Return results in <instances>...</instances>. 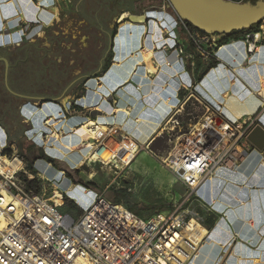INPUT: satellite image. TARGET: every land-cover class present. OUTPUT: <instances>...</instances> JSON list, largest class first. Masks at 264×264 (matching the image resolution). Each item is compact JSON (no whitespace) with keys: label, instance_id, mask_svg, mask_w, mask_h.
<instances>
[{"label":"crops","instance_id":"0c3cea01","mask_svg":"<svg viewBox=\"0 0 264 264\" xmlns=\"http://www.w3.org/2000/svg\"><path fill=\"white\" fill-rule=\"evenodd\" d=\"M60 11L80 17L78 32L84 38V48L68 63L85 72L75 107L79 113H87V120L93 114L98 122L116 126L143 145L177 108L182 93L192 91L217 105L227 120L240 122L256 115V124L264 128L259 96H264V41L250 60L245 59L246 37L223 43L216 52L218 61L197 82L189 60L174 49L182 42L185 51L190 50L176 32V15L161 10L139 12L123 0H0V48L19 46L28 34L52 29ZM92 36L97 42L89 40ZM143 48L148 49L146 55L150 66L157 69L156 75L148 73L152 70L142 59ZM107 63L106 71L116 73L125 68L134 73L125 80L121 73L103 80L106 71L97 75ZM93 80L95 85H89ZM104 100L105 110L100 108ZM98 112L104 115L96 116ZM74 117L70 115L62 129H69ZM5 138L4 133V142ZM216 182L208 181L197 191L198 206L213 223L205 225L200 256L190 264H264V149L253 147L237 172L225 171Z\"/></svg>","mask_w":264,"mask_h":264},{"label":"built area","instance_id":"2783aa9c","mask_svg":"<svg viewBox=\"0 0 264 264\" xmlns=\"http://www.w3.org/2000/svg\"><path fill=\"white\" fill-rule=\"evenodd\" d=\"M180 22L192 51L186 52L182 42L176 43L174 49L178 56L189 60L192 66H195L196 58L215 64L218 61L216 52L223 45L220 41L224 36L203 34L187 22ZM250 35L245 39L247 60L253 59L258 52L259 45L264 41V29L261 27ZM259 96L264 108V96ZM101 106L106 107L105 100ZM205 107L207 112L203 119L176 136L163 161L186 189L180 205L172 211L155 212L147 217L136 214L122 203L106 199L102 194L97 195L80 214L61 212L62 205L52 199L55 193L45 196L28 187L30 182L39 180L35 174L41 175L38 171L28 173L24 169V158L15 142L7 146L4 142L0 146V156L8 163L19 160L20 165L12 171L10 165L0 161V264L192 263L206 238V235L199 237L194 229L200 226L206 228L207 219L206 214H200L192 207L193 202L200 203L197 191L225 171L237 172L253 149L246 137L257 120L256 115H250L240 122H232ZM73 108H76L75 105ZM178 112L176 108L165 121L164 129L168 134L180 128L176 117ZM70 114L71 105L63 104L57 122H52L53 115H46L44 125L49 131L54 130L61 135L62 124ZM59 123L60 129L52 128ZM98 124L105 125L106 131L93 139L91 151L113 150L124 146L123 143L132 142L130 158L125 161L117 155L114 158L122 160L119 162L121 167H114L116 170L129 166L141 145L114 132L107 122ZM39 132L43 133L41 141L44 138L46 142L48 133ZM4 148H9L11 152L3 153ZM124 154H128L126 149ZM84 157L82 161L89 160V157ZM96 160L101 162L98 157ZM179 170L183 172L180 174ZM185 204L187 206L183 208Z\"/></svg>","mask_w":264,"mask_h":264},{"label":"rangeland","instance_id":"374dc122","mask_svg":"<svg viewBox=\"0 0 264 264\" xmlns=\"http://www.w3.org/2000/svg\"><path fill=\"white\" fill-rule=\"evenodd\" d=\"M123 1L139 12L161 10L169 15L175 16L174 12L170 8H167L165 0ZM79 18L78 15L72 13L64 14L60 11L57 19H55L52 29H44L42 31H37L36 33L28 34L24 42L19 46L10 45L1 48L0 54L4 56L1 57V60H3L2 58H7L5 53L7 50L12 64L17 63L19 60L28 62V64L22 62L24 74L20 75L18 81L10 82V80L9 82H6L4 80V65L3 62L0 61V124L6 125L8 130L2 127V125H0V128H3L2 130H4L6 136L5 145L7 146L9 143L13 142L9 140V136H18L22 145L25 143L24 139L26 137L27 139L34 141L35 144L42 146L45 153L49 156L51 155L50 157L58 159L60 161L57 162L59 166L69 167L74 179L94 184V187L90 188H85L81 184H73L68 178H66L64 173L61 175V178L66 179L67 183L63 184L59 178H56L58 172L62 171L57 170L51 164H49L48 170L45 173H40L34 167V164L33 170L30 171L27 168V162L23 159L24 169L28 173H35L38 171L39 174L44 177L41 178V176H36L35 174V177H38L39 180H36L37 184L32 185L30 189L42 193L45 196H52L53 193H55V196H53L52 199L57 204L62 205L60 207L61 212H69L76 215L80 214L91 205L93 199L97 195L102 194L106 199L110 200V190L123 188L129 192L130 199L139 207H148V210L143 211L142 213L144 217L154 213L155 208L161 209V211H172L180 205L186 189L165 167L163 161L166 159L176 136L180 133L186 132L191 125L203 119L207 112L205 106L215 113L219 112L220 109L217 105L212 106V102L208 103L206 99L192 91H188L187 94L182 93L180 103L177 105L179 112L176 114V117L180 122V128L175 129V131L168 134L164 129L166 119L163 124H161L159 131L145 144L141 145L140 151L129 166L116 170L113 165L102 164L98 160H88L79 166V163L84 156L79 154V151L84 148L80 142L84 141V139L79 135L78 129L72 130V128H74L72 126L78 122L82 123L86 121L88 115L87 113H79L80 111L73 107L74 105L79 104L77 100L81 98L80 96L82 94L80 81L85 72L78 70V68H74L75 63H68L70 59L77 56L80 47L84 48L82 45L84 43V38L79 37L78 32L80 26ZM258 25L259 26L256 29H261V27L264 29V20L260 21ZM255 31L256 30H250L244 35V37H247ZM122 34H124V32H122ZM93 36L89 37V40L95 43L97 40ZM179 36L183 40V43L190 45L184 31H181V35ZM189 49V51H192L191 45L189 46ZM95 56H97V54ZM198 60L200 66L197 69L196 74L199 75L201 73H206V71L211 68L209 67L210 64H207L204 60ZM145 65L156 75L155 71L157 69H153L151 67L152 65L150 66L149 57ZM190 67L193 69L195 66L190 65ZM118 73H121L122 80H125L128 76L132 77L131 75H133L132 73H134V71L124 69L116 71L115 73V71L109 69L101 78H103V80L115 78ZM148 73L150 74V72ZM202 75L197 82L202 80ZM154 77L155 76L152 78ZM26 95L29 96V98H27ZM30 96L36 99L30 98ZM43 97H53L55 99L50 102L42 103L43 100L41 98ZM63 104H70V115H75V117L71 119V121H75L71 122L69 129L65 127L62 130L61 137L65 141L71 142V153L74 155L78 154V157L73 159L71 158L72 154L71 156L69 155L70 160L75 162L76 165L70 163L67 159L53 155L52 149L56 148L49 149L47 146L50 144L48 142V145H46L44 138L43 141L39 140L43 133L35 135L39 130L44 129V127L41 126L39 128V126H35L31 122L36 112H39L40 116L42 114L43 119L45 113L53 115L54 120L52 122H57L58 112ZM100 108L105 110L104 106H101ZM113 112L115 111L113 110ZM102 114L103 112H98L96 116ZM95 118L96 117L95 115L93 116V114L89 116V120L94 121ZM67 123L70 124L69 121ZM124 126L122 128H124ZM111 127L114 128V132L117 134H122V136H126L131 140V137L126 132L124 133L123 131H120L114 125ZM52 128L60 129V123L55 127L52 126ZM66 153L69 154V151ZM118 166L121 167L120 164H118ZM72 170H75L76 172H73ZM217 176L219 177L221 175ZM85 189H89V191L86 192ZM60 193L62 194V199L60 198ZM186 206L187 204L183 205V208ZM193 206L198 213L205 214L195 202H193L192 207ZM199 256L200 251L195 259Z\"/></svg>","mask_w":264,"mask_h":264},{"label":"water","instance_id":"95a60500","mask_svg":"<svg viewBox=\"0 0 264 264\" xmlns=\"http://www.w3.org/2000/svg\"><path fill=\"white\" fill-rule=\"evenodd\" d=\"M169 7L181 20L203 34L225 35L242 31L264 19V0H168ZM7 64V60L2 58ZM247 140L257 150L264 149V128L256 124ZM183 170H179L181 174Z\"/></svg>","mask_w":264,"mask_h":264},{"label":"bare ground","instance_id":"6f19581e","mask_svg":"<svg viewBox=\"0 0 264 264\" xmlns=\"http://www.w3.org/2000/svg\"><path fill=\"white\" fill-rule=\"evenodd\" d=\"M123 17V15L121 16V18ZM146 52H148V49L147 48H143L142 49V59L145 63H147V59H148V56L146 55ZM131 59V58H130ZM135 60V59H134ZM167 60V59H166ZM150 61V60H149ZM134 62V61H132ZM121 63V62H120ZM171 63V62H170ZM125 64V63H124ZM169 65L168 62H166V65ZM120 66V65H119ZM136 67V66H135ZM129 68V67H128ZM148 68V67H147ZM125 69V68H124ZM242 68H239V69H236L237 70V73L239 74L240 70ZM130 70V69H129ZM151 75L154 74V72H150ZM132 76V75H131ZM148 76V75H147ZM146 76V77H147ZM107 77V76H106ZM207 79H210V76L207 78ZM205 82V81H204ZM106 83V82H105ZM95 85V80L93 81H90L89 82V85ZM92 85V86H93ZM117 86V85H116ZM175 86V85H173ZM112 88V87H111ZM175 94V93H174ZM173 94V95H174ZM172 95V96H173ZM165 103L167 105H172L173 103L172 102H168L167 100H164ZM102 109V108H101ZM116 110V109H115ZM40 111V110H39ZM118 111V110H117ZM122 111V110H120ZM35 113V112H34ZM42 113V112H41ZM127 113V112H126ZM40 113L39 112H36L34 117H33V124L35 126H39V128L41 126L44 127V129H41L39 131H44L45 133H48V138L46 139V145H48V142L50 145H48L47 147L49 149L51 148H56V149H52V153L53 155H56L60 158H63V159H67L70 163L75 164V162H73L72 160H70L69 158V155L71 156V158H75V157H78V154L77 155H74L72 152V144H67V141H63V138L61 137V135H57L54 130H48L45 125H44V119L46 117V113L44 114L45 117L43 119V116L41 114V116L39 115ZM159 122V120H158ZM72 128V127H71ZM46 129V130H45ZM74 129H78V132H79V135L81 136L82 139H84V141H81V145H83L84 148H82L83 150H80L79 151V154L80 155H84V156H87L89 157V160H93V161H97L96 158L98 157L100 160H101V163L102 164H111L113 165L114 167H119L118 164H120L119 162L122 160L119 159L118 160H115V155H117L119 158L121 157V159H123L124 161L127 159V158H130L131 156V148L133 147V143L132 142H128V143H123L124 146H122L121 148H116V149H108V148H105V149H100V150H95L94 152L91 151L92 149V143H93V139L97 138L101 133H103L104 131H106V128L104 125H100L98 124V122L96 121H92V120H86L84 122H82L81 126L80 127H77V128H72V130ZM38 131V132H39ZM71 131V130H70ZM69 131V132H70ZM52 132V134L50 135L49 133ZM41 136V135H40ZM3 137H4V132L2 130V128H0V146L4 143V140H3ZM41 140V138L39 139ZM73 145H76V144H73ZM78 146V145H76ZM124 149H126L128 151V154H124ZM61 150V151H60ZM64 153H63V152ZM69 151V154H67L66 152ZM117 151V152H116ZM66 153V154H65ZM51 156V155H50ZM83 156V157H84ZM85 158V157H84ZM0 161L4 162L6 165H10L11 167V170H15L18 168V166L20 165V161L19 160H15L14 162H11V163H8V161L3 158L2 156H0ZM84 161H80L79 163V166L83 163ZM87 162V161H86ZM85 163V162H84ZM49 164L48 162H46L45 160L43 159H40V160H36L35 163H34V167L40 172V173H45L47 170H48V167H49ZM121 165V164H120ZM62 172H58L56 178H59L60 181H62L61 183L63 184H66L67 181L66 179L64 178H61L62 176ZM218 178H212V182L214 183L215 181V184L217 183ZM68 180V179H67ZM69 181V180H68ZM63 186V185H62ZM67 191V190H66ZM196 229V231L198 232V236L201 237V236H205L206 233H207V230L204 226H200V227H196L194 228Z\"/></svg>","mask_w":264,"mask_h":264},{"label":"trees","instance_id":"16d2710c","mask_svg":"<svg viewBox=\"0 0 264 264\" xmlns=\"http://www.w3.org/2000/svg\"><path fill=\"white\" fill-rule=\"evenodd\" d=\"M245 1V0H244ZM251 2H254L253 0H251ZM166 4H167V1H166ZM169 8V7H167ZM181 20L177 17L176 19V32L181 35V31H183V28H182V25H181ZM191 26V25H190ZM258 24L256 25H253L251 26L250 28L248 29H245V30H242V31H239V32H236V31H233L227 35H225V37L220 41L221 44L227 42L228 40H231V39H238V38H243L244 35L249 32L250 30L254 31V30H258L256 28H258ZM209 67H212L214 66V63H209ZM188 66H190L188 64ZM200 64H199V60L198 58L195 59V67L193 69L194 71V79L195 80H198L200 78V76L204 73H201L199 75H197V69L199 68ZM108 67V63L104 66V68L99 71L98 75L97 76H100L102 73H104L106 71ZM208 67V68H209ZM2 125V127L6 128V125L4 124H0ZM8 130V129H7ZM9 132V131H8ZM9 140L15 142L16 144V147L18 149V152L20 153V155H22V157L24 158V160L27 162V168L31 171L33 170V163L38 160V159H43L45 160L46 162L50 163L54 168H56L57 170L59 171H63L66 178H68L73 184H81L83 185L85 188H90V187H94V184L93 183H89V182H82L80 181L79 179H74L72 177V174H71V169L67 166L65 167H61L57 164V162H60L58 159H55V158H52L50 157L48 154L45 153V151L43 150L42 146L38 145V144H35L32 140L30 139H27L25 137V143L26 145H22L21 144V141H20V138L18 136L16 137H12V136H9ZM10 153L11 150L9 148H4L3 149V153ZM73 172H76L75 170H72ZM37 184L36 181H32L28 184L29 187H31L32 185H35ZM111 191V196L109 197L110 198V201L112 202H115V203H122L126 208H128L129 210L135 212L136 214H139V215H142L143 211H146L148 210V207H145V206H141L139 207L136 203H134L131 199H130V194L129 192H127L126 189H117V190H110ZM161 209H157L155 208L154 209V213L155 212H160ZM213 223V220L211 219H206L205 220V225L210 227Z\"/></svg>","mask_w":264,"mask_h":264},{"label":"flooded vegetation","instance_id":"af4514ba","mask_svg":"<svg viewBox=\"0 0 264 264\" xmlns=\"http://www.w3.org/2000/svg\"><path fill=\"white\" fill-rule=\"evenodd\" d=\"M245 1H251V0H245ZM253 1H255V0H253ZM0 50H1V48H0ZM5 53H6V56H7L6 59L8 60L7 64H5V62L3 60H1V57H4V56H2L0 54V61L3 62V65H4V74H5L4 75V80L6 82L7 81L9 82L10 80H11L10 82H16V81L19 80L20 75L24 74L23 73V67H22L23 63L22 62H25V61L24 60H19L17 63L12 64L11 63V59H10L8 53H7V50L5 51ZM27 59H28V57H27ZM25 64H28V62L26 61ZM26 97L29 98V96H27V95H26ZM30 98L36 99V98H34L32 96H30ZM38 99H40V98H38ZM41 99L43 100L42 103L50 102V100H51L50 98H47V100H45L46 98H44V97L41 98Z\"/></svg>","mask_w":264,"mask_h":264}]
</instances>
